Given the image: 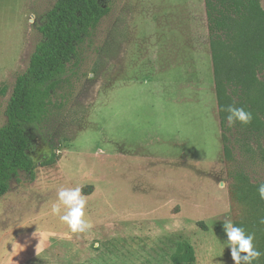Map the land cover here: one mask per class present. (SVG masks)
I'll return each mask as SVG.
<instances>
[{"label":"rangeland","instance_id":"374dc122","mask_svg":"<svg viewBox=\"0 0 264 264\" xmlns=\"http://www.w3.org/2000/svg\"><path fill=\"white\" fill-rule=\"evenodd\" d=\"M55 2L0 0V127ZM109 5L59 90L66 98L55 96L64 104L32 152L35 178L20 171L0 197V260L12 248L8 264H134L140 231L150 240L167 222L173 233L189 221L243 210L230 198V167L264 181V132L221 125L205 0ZM53 152L56 162L41 166ZM77 186L88 189L82 195L94 225L83 234L51 211L59 188ZM25 238L42 239L41 248L26 247Z\"/></svg>","mask_w":264,"mask_h":264},{"label":"trees","instance_id":"16d2710c","mask_svg":"<svg viewBox=\"0 0 264 264\" xmlns=\"http://www.w3.org/2000/svg\"><path fill=\"white\" fill-rule=\"evenodd\" d=\"M109 2L56 0L46 13L39 26L41 38L27 68L16 78L6 106L7 120L0 127V197L10 190L20 171L26 172L30 179L35 178L38 163L32 152L43 138V126L54 109L64 104L57 103L55 96L82 62L84 44L95 35L97 27L110 12ZM205 5L221 125L231 129L226 108L234 105L253 114L252 122L242 126L264 132V80L259 79V75L264 74L262 0H205ZM1 92L5 94L7 88ZM223 137L225 155L232 162V149L227 136L224 134ZM259 155L264 162V146ZM56 158L53 152L41 160L40 165L53 164ZM228 171L232 178L231 201L234 205L244 206L240 212L233 208V223L257 233L256 248L264 253V224L259 222L264 217V200L257 192L264 181L253 183L244 171L231 167ZM88 188L92 190L93 186ZM82 191L88 192V189ZM173 259L176 263L192 261V247H178Z\"/></svg>","mask_w":264,"mask_h":264},{"label":"crops","instance_id":"0c3cea01","mask_svg":"<svg viewBox=\"0 0 264 264\" xmlns=\"http://www.w3.org/2000/svg\"><path fill=\"white\" fill-rule=\"evenodd\" d=\"M210 219L200 218L189 221L187 224L180 225L178 230L173 233L169 231L170 223L167 222L151 235L150 240H148V236L143 237L142 231H140V237L136 242L137 253L134 264H222V261L224 264H233L229 250L228 248L224 249L223 243L226 240L223 222L225 220L233 222L232 212L229 211L225 216L219 215ZM202 223L206 225V228L203 227ZM59 232L67 233L64 230H59ZM175 241L177 242L176 245ZM22 242L28 248L32 247L39 250L42 246V239L25 238ZM180 246L192 247L194 256L192 261L182 260L178 263L174 261V248L178 249ZM164 248H169L167 254L164 252ZM12 258L13 249L10 248L0 260V264H8Z\"/></svg>","mask_w":264,"mask_h":264},{"label":"clouds","instance_id":"9594fccd","mask_svg":"<svg viewBox=\"0 0 264 264\" xmlns=\"http://www.w3.org/2000/svg\"><path fill=\"white\" fill-rule=\"evenodd\" d=\"M89 78H91V74ZM99 87V82H97L94 90H98ZM226 111L229 127L237 122L246 126L253 120L252 112L246 111L243 107L229 105ZM257 192L259 198L264 200V182L259 184ZM86 204L87 200L82 195L80 186L74 188L61 187L57 190V202L52 205L51 211L59 217L60 222L66 225L71 233L83 234L90 232L94 227L92 221L86 217ZM259 222L264 224V217H261ZM223 231L226 235V240L223 242L224 249L228 248L233 264H255L264 255L254 244V232L247 231L245 227L236 225L231 220L223 222Z\"/></svg>","mask_w":264,"mask_h":264},{"label":"flooded vegetation","instance_id":"af4514ba","mask_svg":"<svg viewBox=\"0 0 264 264\" xmlns=\"http://www.w3.org/2000/svg\"><path fill=\"white\" fill-rule=\"evenodd\" d=\"M262 1H264V0H262Z\"/></svg>","mask_w":264,"mask_h":264}]
</instances>
